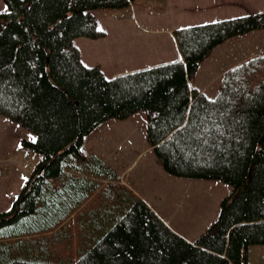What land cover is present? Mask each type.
Instances as JSON below:
<instances>
[{
    "label": "trees",
    "instance_id": "trees-1",
    "mask_svg": "<svg viewBox=\"0 0 264 264\" xmlns=\"http://www.w3.org/2000/svg\"><path fill=\"white\" fill-rule=\"evenodd\" d=\"M134 1L4 0L0 116L35 136L23 146L43 160L0 212V264H247L248 247L264 244V56L227 71L213 99L190 85L218 45L264 29V13L176 29L181 60L106 79L98 66L85 67L74 40L105 37L93 11ZM137 111L146 112L150 147L167 173L219 180L232 192L191 242L143 199L114 191L81 228L91 241L75 249L58 221L82 185L67 165L84 157L83 140L99 125Z\"/></svg>",
    "mask_w": 264,
    "mask_h": 264
},
{
    "label": "rangeland",
    "instance_id": "rangeland-1",
    "mask_svg": "<svg viewBox=\"0 0 264 264\" xmlns=\"http://www.w3.org/2000/svg\"><path fill=\"white\" fill-rule=\"evenodd\" d=\"M165 1L139 0L133 9L103 8L94 10L93 13L98 20L99 28L104 29L108 37L85 50L83 42L88 39H75L74 44L76 46L79 44L83 50L84 59L82 62L88 67L98 66L107 78H111L115 71H122L123 69L119 68L122 65L141 62L144 58L143 54H135V52L138 43H144V39L137 36L138 31L134 29H131V32L124 31L119 24L135 22L139 25H146L147 21L141 17L139 8L142 7L148 13H159L165 9L164 5H169ZM4 6V0H0V8ZM132 10H134L133 18ZM0 13L5 12L0 11ZM169 14L167 12V17ZM229 40L225 44L233 45V43H228L232 39ZM126 42H130V46L120 48L121 43ZM261 43L264 44V38H261L259 42H245L244 40L238 45H245L246 49H249ZM225 44L201 64L190 82L191 86L202 91L210 99L215 98L219 92L222 74L241 64L239 61H225V50L231 48L225 47ZM121 50L123 52L120 53ZM262 53L264 56V52ZM146 126V112L137 111L125 120L111 118L103 122L85 138H87L86 142L88 138H109L110 146H115L112 150L115 169H120L121 166L138 158L131 169L133 171L126 178L127 186L138 197H149L151 207L167 225L186 240L193 242L216 221L221 202L230 195L232 187L219 180L190 179L167 173L161 161L153 151H150L152 149L147 150L150 143L146 135ZM33 137L35 136L29 131L0 116V212H7L11 209L27 180L43 160L41 154L23 146V140L34 141ZM111 138L114 142L111 141ZM143 150L146 151L138 157ZM116 195L118 197L119 195L125 196L119 193ZM246 261L247 264H264V244L249 246L246 252Z\"/></svg>",
    "mask_w": 264,
    "mask_h": 264
},
{
    "label": "crops",
    "instance_id": "crops-1",
    "mask_svg": "<svg viewBox=\"0 0 264 264\" xmlns=\"http://www.w3.org/2000/svg\"><path fill=\"white\" fill-rule=\"evenodd\" d=\"M138 1L139 0L134 1L128 8L133 9V7H136ZM165 2L169 3V5H164L165 9L159 13H148L142 7L139 8L141 17L147 21L146 25H139L135 22L119 24L120 27H123L124 31L131 32V29L138 31L139 34L137 36L144 39V43H138L135 52V54H143L144 58L141 62L120 66L119 68H122L123 70L113 72L112 77L145 69L154 65L181 60L182 57L173 36V31L176 29L242 17L250 14L264 13V0H166ZM133 12L134 10H132V18ZM167 12L170 13L168 17L166 15ZM163 20L164 22H162ZM166 22H168V24H166ZM107 37L108 34L106 33V36L101 39L94 40L86 38L88 40L79 41H85L83 42L85 46L83 49L85 50L92 47V45L98 44V41L100 40H106ZM237 37L238 36L231 38V42H228L233 43V45L225 44L227 43L226 41L218 45L202 63L212 57L217 49L224 44L225 47H231L230 49L225 50V61H239L242 63L252 57L263 56V43L250 47L249 49H246L245 45L238 44L244 40L245 42H259L261 38H264V29L239 36L241 38ZM121 44L122 46L120 48H128L130 46V42ZM77 47L81 54V60L83 61V50L79 47V44H77ZM121 52L123 51L121 50L120 53ZM226 71L220 78H223ZM86 139L87 138H84L83 144L80 148L81 155L84 157L75 156L71 166L67 165V167L70 168H66L67 174H70V176L77 178L78 181L81 182V190H79L80 196L77 201L75 200L71 204L72 209L64 214L61 219L60 217L58 219L59 222L67 227L66 231L69 235L72 234L71 238H66L65 242H69L70 246L75 249L82 248L86 245V242L91 241L90 238L83 234L81 228L85 223L94 222V219L92 218L93 210L102 208L104 205L107 206L108 202H112L114 191H123L132 196L138 197V195L126 184V178L133 171L131 169L136 164L135 162L138 158H135L133 162L130 161L129 164L121 166L120 169H115L112 155V150H114L115 146H110L108 143L109 138H88L87 142ZM111 141L114 142L113 138H111ZM149 149H151L150 145L147 150ZM145 151L146 150H143L138 157ZM77 166L81 168V171L77 170ZM95 166H99V168L105 173L91 174L92 169ZM74 167L76 170L73 169ZM88 169L90 171H87ZM82 188H84V191ZM139 198L143 199L150 205L149 197Z\"/></svg>",
    "mask_w": 264,
    "mask_h": 264
},
{
    "label": "snow or ice",
    "instance_id": "snow-or-ice-1",
    "mask_svg": "<svg viewBox=\"0 0 264 264\" xmlns=\"http://www.w3.org/2000/svg\"><path fill=\"white\" fill-rule=\"evenodd\" d=\"M0 11L7 12L8 11L7 5H5L3 8H0ZM85 67H87V65H85ZM105 78L107 79V77ZM33 139H35V137H33ZM24 179H27V177H24Z\"/></svg>",
    "mask_w": 264,
    "mask_h": 264
},
{
    "label": "water",
    "instance_id": "water-1",
    "mask_svg": "<svg viewBox=\"0 0 264 264\" xmlns=\"http://www.w3.org/2000/svg\"><path fill=\"white\" fill-rule=\"evenodd\" d=\"M253 168H254V163L251 166L249 175H252ZM240 192H241V190H238V192L235 194V196H237Z\"/></svg>",
    "mask_w": 264,
    "mask_h": 264
}]
</instances>
